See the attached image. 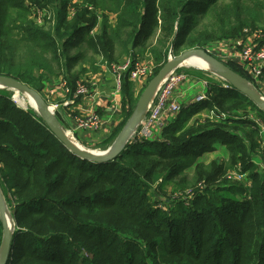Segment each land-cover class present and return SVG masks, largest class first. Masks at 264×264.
<instances>
[{
    "label": "trees",
    "instance_id": "16d2710c",
    "mask_svg": "<svg viewBox=\"0 0 264 264\" xmlns=\"http://www.w3.org/2000/svg\"><path fill=\"white\" fill-rule=\"evenodd\" d=\"M31 2L49 13L55 11L54 32L32 19L31 10L19 0H0V75L28 84L41 95L51 76H63L68 85L75 83L80 73L72 71L79 61L89 62L87 54L102 57L108 66L124 57L136 61L138 47L159 28L164 34L161 48L170 45L177 55L181 48L193 45L188 24L198 13L208 15L212 1ZM5 7L18 9L22 15L13 18L9 13L3 24ZM93 7L115 15V25L109 15L101 19ZM225 15L215 30L220 41H242L256 32L264 40V0H232ZM247 27L252 28L248 33ZM95 28L98 32H93ZM77 48L80 51L71 55ZM150 49L162 69L168 47L165 53ZM49 53L51 61L45 58ZM42 71L50 76H39ZM123 81L126 98L132 95V81L128 76ZM207 93L208 100L182 109L157 139L155 135L156 140L134 139L114 160L97 164L72 154L45 121L38 122L0 93V155L9 158L0 161V175L8 190V204L16 206L17 224L8 264H160L161 260L164 264H264V177L251 157L260 148L263 134L256 122L232 118V112L240 108L258 112L262 120L264 112L235 90L212 86ZM16 99L27 105L21 95ZM204 108L226 118L187 126ZM235 130H241L249 145L238 141L241 135ZM218 142L231 153V164L240 162L249 172L251 185L231 184L217 193L244 198L235 201L205 190L188 198L189 206L188 201L179 200L169 202L167 212L156 211L150 202L151 184L167 181L177 170L183 175L193 158L214 151ZM216 179L212 174L205 181ZM191 231L201 234L191 237ZM184 238L191 240L184 242Z\"/></svg>",
    "mask_w": 264,
    "mask_h": 264
},
{
    "label": "rangeland",
    "instance_id": "374dc122",
    "mask_svg": "<svg viewBox=\"0 0 264 264\" xmlns=\"http://www.w3.org/2000/svg\"><path fill=\"white\" fill-rule=\"evenodd\" d=\"M211 1H212L211 5L208 7L209 14L206 16H203V14L198 13L197 17L192 18V20H191L192 22L190 21L188 24L190 26L189 32L191 33L190 38H192V40H193V42H192L193 45H189V46H186L185 48H181V50L178 51V54L175 55L171 46L167 44L168 45L167 46L168 47V58L177 57V56H180L184 52H187L190 50H198V49H203L207 53L212 55L210 53V50L214 47V45L217 41H220L219 35L215 32V30L218 27L217 26L218 19L222 18V17H226L225 13H227L229 10V7H231L232 0H211ZM19 2L21 5H23V7L29 8L31 10V14L33 15L31 17L32 19H35L36 21H38V23L40 25L44 26V29L46 31H48L50 33L54 32L52 27H54L55 23H56L55 11H53V12L51 11L49 13V11L47 9L42 8L43 6L40 8H36L35 5L33 4V2H31V0H19ZM75 2H77V0H75ZM106 5L108 6V4H106ZM211 6H215L214 10L211 9L212 8ZM49 8H51V6ZM93 10H95L99 13L101 19H103L105 16H108V15H109V18H111V16H113L112 13L107 14L108 12H101L98 9L96 10L94 7H93ZM69 12L71 13L70 17H72L73 16L72 10H70ZM9 13L13 14L12 15L13 18H17L15 14H17L19 16L22 15V13L18 9L14 10L12 8L5 7V8H3L2 12H1V23H3V24L6 23ZM114 17L116 18L115 15H114ZM261 28H264V27L261 26ZM178 29L179 28L177 27V30ZM250 30H252V28L247 27L245 31L250 32ZM163 36H164V34H162V31L159 28L155 31V33L148 40H145V42L142 45H140L137 49V53H136L137 60H141L143 63H147V64L151 65L153 70H152V75L149 76L147 79H145L146 81L144 82L143 86L140 87V83H139L137 93L135 95H130L129 97L127 96L124 99L125 105L128 104L127 106H129L131 108L132 112H134V110L138 104V101L140 99V96L142 95L143 91L147 87V84L150 82V79L153 76H155L161 70V68H159L154 61V56L151 53L150 47L158 48L160 51H162V53L163 52L165 53V50L167 47L161 48V46L159 44L160 43L159 41L162 39ZM189 39L187 41H189ZM78 51H80L79 48H77L76 50L73 49L70 51V54L76 55V52H78ZM19 54L22 57L25 56V54H23L20 51H19ZM87 55L90 58V60H89V62L84 63L86 65L84 67H86L88 71L92 70L95 66H97L94 64L102 61V57L100 58L95 54L94 55L87 54ZM213 57L215 59L217 58L215 56H213ZM45 58L47 59V61H51L52 54L49 53L48 55H46ZM129 59H131V58L130 57L129 58L124 57L115 63L121 64L124 61L129 60ZM217 59H219V58H217ZM93 60H95L96 63L93 64L92 63ZM83 62L84 61H82V63ZM54 70L56 72V69H54ZM181 71L185 72L186 74L188 73V74H192V75H194V74L199 75L200 74L203 77H205L206 79L213 81L215 83L220 82V81H224L222 78H220L218 76V74H215V73H213L207 69H204V68L198 69V68H192V67L189 68V67L183 66V67L178 69V73H181ZM42 73H44L45 76H50L45 71L39 72L38 75L40 76ZM51 77H54V76H51ZM244 79L247 82H249L250 84H252L254 86V88L259 92V90L255 84V81H253L252 78H248V79L244 78ZM261 79L262 78L255 79V80H261ZM226 84H228V83L226 82ZM0 93L5 95L7 98H10V100L12 102H14L20 109L24 110L23 108H26L24 111H27L28 113H30L33 116V118H35L38 122H40V123L44 122L43 118H41V116L38 114V111H36V109L34 107H32V105L26 100L24 95H22L21 93L13 91V90H9V89L2 90ZM17 95H19V96L21 95L22 101L24 103H26L27 105L23 106L19 101H17V99H16ZM41 96L43 97L44 101H46L50 106H52L49 103V101H47L44 92H42ZM237 107H242V105L237 104ZM239 111H242V112H239ZM232 113H233V116H232L233 119H235V117H238V118H242V119H247V121L249 123L254 121L257 123L258 127L261 129L263 135H262V141L260 144V148L256 151H254L251 157H252V164H256V166L258 167V170L261 172V174L264 177V119L262 120V118L259 117L258 112H256V111L251 112L249 109L240 108V110L232 112ZM230 127H233V126H230ZM1 132H2V128L0 127V135H1ZM233 132L237 133L238 135L239 134L241 135V136L239 135L240 138L238 141L242 140L247 145H249L248 140H246V138L244 137V134L241 132V130H235ZM244 132H245V130H244ZM153 138L155 139V136L150 138L149 140H154ZM134 139H137V138L135 137V138L131 139V141ZM0 143H2L1 140H0ZM214 147H215L214 151L205 152V153L201 154L200 157L193 158V160H195V161L193 162L191 167L187 168L184 171L183 175L181 174V171L177 170L169 179H167V181H163V179H158L157 181H155L154 183L151 184L152 185V191H151L150 202L153 205V207L156 208V211L159 212V210H161V211L167 212L168 209H170L169 202L179 201V200L188 201L187 200L188 198L195 196V195H198V194L204 192L205 190H209V195H211V193H216L219 195L221 194L225 198H229V199H232L235 201L242 200L244 198L241 196L229 195V193H227L225 191H220L219 193H217V191H219L220 187L225 188L231 184H237V183L243 184L245 187L249 188L251 185V182L249 181V176H250L249 172L244 171V168L242 167L240 162L236 165H234V163L231 164L232 160H230V158H229L231 153L229 152L228 148H226L225 145L218 142L217 144L214 145ZM96 150L105 151L107 149H96ZM8 160H9V158H6V156L0 155V161H2L3 163H4V161H8ZM196 165H198L199 167H197ZM212 174H215L217 176V179L214 181L206 182L205 181L206 177H208ZM0 186H1V189L4 190L3 192H4V196H5L6 205L8 206L10 213H12V215L14 216L13 213H14V208L16 206L14 204L12 205L11 203L8 204V202H7L8 190L5 189V186L2 183L1 175H0ZM189 204H190V202L188 201V203L186 205L189 206ZM172 211L169 212L168 214H171ZM168 214L166 216H168ZM16 228H17V224L15 225V230H16ZM2 234H3L2 225L0 224V238H2V236H3ZM200 234H201L200 232L196 233V232L191 231L190 236L191 237L200 236ZM190 240H191L190 238L189 239H186V238L183 239L184 242H186V241L189 242ZM1 246H2V243H1ZM86 253H87V251L84 254H86ZM150 264H153V263L150 262ZM160 264H164L162 260H161Z\"/></svg>",
    "mask_w": 264,
    "mask_h": 264
},
{
    "label": "crops",
    "instance_id": "0c3cea01",
    "mask_svg": "<svg viewBox=\"0 0 264 264\" xmlns=\"http://www.w3.org/2000/svg\"><path fill=\"white\" fill-rule=\"evenodd\" d=\"M82 0H77L81 2ZM111 22L115 25L116 18L111 16ZM98 29L95 28V31ZM255 42L254 34L246 36L242 41L238 39L233 40H221L217 41L214 47L210 50V53L219 58L220 61L224 62L230 69L237 70L241 77L246 79L252 78L259 90V93L264 96V75L261 80H255L248 71L244 68L241 61L239 60V50L243 45H250ZM100 57V56H98ZM101 58V57H100ZM94 63L96 61L94 60ZM93 63V64H94ZM92 70H87L84 63L79 61L76 63L72 73L78 77L75 83H70V92L67 93L64 86V77L59 76L58 78L52 77L45 83L43 92L47 101L52 105L55 110V118L62 124L71 135L74 140L90 150L96 149H108L112 144L107 145L109 139L113 136L117 137L121 134L122 130L128 125L132 118L131 108L125 105L124 95L122 90L116 89V83L111 75L110 67L108 64L97 62ZM93 65V66H94ZM84 67V68H83ZM83 68V69H82ZM83 70V71H81ZM234 70V71H235ZM187 79L182 85L176 90L175 96L179 98V102L183 109H190L197 106L195 102L196 97L204 90V82L209 83V89L212 86L224 87V81L213 82L202 75H192L187 73ZM131 94L135 95L138 90V85L143 86L145 79L142 80H131ZM68 82V81H67ZM85 82L91 92L89 95H82L74 98L73 93L77 90V83ZM211 109H201L196 112L188 121L187 126H191L196 123L205 122L207 120L213 121ZM91 112H96L103 118V125L96 131L91 130H76V119L78 116H87ZM178 115H172L167 118L165 125L174 122ZM216 122V121H215ZM161 128L156 130V139L161 135ZM154 139V140H156Z\"/></svg>",
    "mask_w": 264,
    "mask_h": 264
},
{
    "label": "water",
    "instance_id": "95a60500",
    "mask_svg": "<svg viewBox=\"0 0 264 264\" xmlns=\"http://www.w3.org/2000/svg\"><path fill=\"white\" fill-rule=\"evenodd\" d=\"M198 53L207 57L217 66L220 71L218 76L228 83V89L235 90L241 95H244L250 99V101H253L262 112H264V96L260 94L253 85H248V82L244 79V77H241V75L230 69L224 62L217 58L215 59L203 49L190 50L182 53L180 56L168 58L167 63L164 64V67L155 76H153L150 79V82L147 84V87L140 96L138 104L128 125L122 130L121 134L117 137L113 144L105 151L90 150L78 144L74 138L69 135V133H67V130L62 126V124H60L57 118H55V113L52 106L44 101L43 97L28 84H23L11 76L0 75V89H9L19 93L28 92L33 94L41 102V118L44 119L46 125L48 126V130L59 140L60 143H62L72 154L77 157H81L82 159L88 160L95 164L105 163L114 160V158L119 156L131 142V139L134 137L136 130L141 124L147 107L153 99L152 97H154L161 88L165 81L164 79L173 71L181 68L184 61L190 55ZM8 210L9 208L6 205L3 189L0 187V221L3 227V242L0 248V259L2 260L1 264H8L9 256L11 255L14 243L15 227L13 230H11L9 224H7Z\"/></svg>",
    "mask_w": 264,
    "mask_h": 264
},
{
    "label": "built area",
    "instance_id": "2783aa9c",
    "mask_svg": "<svg viewBox=\"0 0 264 264\" xmlns=\"http://www.w3.org/2000/svg\"><path fill=\"white\" fill-rule=\"evenodd\" d=\"M248 33V31H246ZM255 42L250 45H243L239 50V60L250 76L255 79L263 78L264 75V40H261L263 35L261 32L254 33ZM110 71L116 83V89L122 90L124 78L128 76L130 80L147 79L152 75V66L143 63L141 60L132 61L131 59L123 63H111ZM187 79L185 72L178 73V69L170 73L165 79L163 85L153 97V100L147 107L140 126L136 130L133 138L140 140H148L156 135L157 128H163L167 118L172 115H179L183 107L179 102V98L175 96L176 90ZM67 93L70 92V87L66 81L63 82ZM224 88L229 86L226 82ZM209 83L204 82V90L196 97L195 102L200 104L209 99L208 91ZM91 92L89 86L85 82L77 83V90L74 93V98L82 95H89ZM213 119H225V114L212 112ZM103 118L98 113L91 112L87 116H78L76 119L75 129L96 131L103 125ZM132 138V139H133Z\"/></svg>",
    "mask_w": 264,
    "mask_h": 264
},
{
    "label": "bare ground",
    "instance_id": "6f19581e",
    "mask_svg": "<svg viewBox=\"0 0 264 264\" xmlns=\"http://www.w3.org/2000/svg\"><path fill=\"white\" fill-rule=\"evenodd\" d=\"M192 67V68H204L207 69L215 74H218L220 71L217 68V66L210 61L207 57H205L204 55L198 53V54H193L190 55L182 64L181 67ZM167 78V77H166ZM165 78V79H166ZM164 79V80H165ZM248 85H252L249 82L247 83ZM2 90V89H0ZM22 95H24V97L26 98V100L32 105V107H34L36 109V111H38V114H41L42 111V105L41 102L39 101V99L37 97H35L33 94L25 92V93H21ZM153 98V97H152ZM153 100V99H152ZM26 109V108H24ZM68 133V132H67ZM7 224H9V227L11 230L14 229L15 224H14V218L12 213H10V211H7ZM0 257H1V251H0ZM2 260L0 259V264H1Z\"/></svg>",
    "mask_w": 264,
    "mask_h": 264
}]
</instances>
